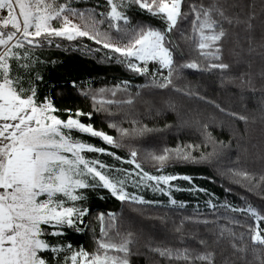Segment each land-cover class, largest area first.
I'll return each mask as SVG.
<instances>
[{
  "label": "snow or ice",
  "instance_id": "6c2138e0",
  "mask_svg": "<svg viewBox=\"0 0 264 264\" xmlns=\"http://www.w3.org/2000/svg\"><path fill=\"white\" fill-rule=\"evenodd\" d=\"M106 3L110 10L99 15L105 17L109 29H115L116 43L112 42L114 37L109 32L99 30L98 25L104 24L105 19H97L95 9L78 11L71 7L70 0H0V264H133L132 257L140 254L138 249L134 250L138 241L132 231L116 230L109 234L117 219L114 213L107 214V226H104L105 214L97 217L102 225V239L97 242L95 252L74 247L68 230L82 233L89 227L86 219L90 216L86 206L88 189H107L121 202L154 203L142 196L129 195L124 188L126 179L110 178L111 174L103 171L104 163L86 158L85 153H106L107 150L74 138V133L98 137L108 145H120L113 136L95 129L92 123L81 121L80 117L85 116L90 120L92 112L61 110L50 96L41 94L44 75L39 66L44 62L34 56L33 49L53 44L56 37L69 41L86 37L126 58L128 68L137 74H149V62L167 70L166 74L160 72L159 81L153 74L145 87H171L176 92H184L174 83V76L180 79L183 69L215 72L222 85H232L241 94L260 93L264 104V0H106ZM132 6L161 18L164 27L135 25L124 10ZM184 21L190 22L191 33L195 35L182 28ZM124 40L127 42L121 44ZM185 46L196 52V59H185ZM132 60L140 63H132ZM124 83L126 90L128 82ZM73 85L77 86L75 81ZM87 95L89 93H85ZM111 95L115 96L116 91H111ZM133 103V98L101 100L95 110L104 111V105ZM208 103L234 119L245 123L249 119L247 115L226 111L214 101ZM61 111L67 113V119L60 117ZM109 127L117 125L113 123ZM202 128L206 140L217 143L207 132L208 125ZM140 131L152 130L142 128ZM120 133L128 135L126 129H120ZM185 147L187 151L185 148L165 149L152 159L162 167L170 158L211 163L216 155L213 152L195 156L193 151L198 150L199 145ZM136 156L137 152L132 151V159L127 163L141 170L137 173L138 185L148 186V181H154L153 191L170 194L160 185L171 188L173 181L192 183L194 180L187 175H150L136 163ZM117 171L131 176L126 170ZM229 171L248 181L250 189L264 191V174ZM170 203L181 209L185 207L175 199H170ZM208 203L216 207L211 201ZM222 207L250 216L253 223L244 225L235 218L225 217L228 224L220 225L219 218L185 216L174 228L179 246L146 240L144 247L168 264L177 261L180 264H264V209L251 204L245 208L228 204ZM186 224L203 225L204 232L198 227L186 229ZM231 224L245 231L238 234L228 226Z\"/></svg>",
  "mask_w": 264,
  "mask_h": 264
},
{
  "label": "trees",
  "instance_id": "16d2710c",
  "mask_svg": "<svg viewBox=\"0 0 264 264\" xmlns=\"http://www.w3.org/2000/svg\"><path fill=\"white\" fill-rule=\"evenodd\" d=\"M70 3L71 7L78 11L88 12L95 9L94 15L97 19H105L99 13L110 10L106 0H70ZM124 10L137 26L155 29L164 27L161 18L141 12L135 6ZM98 28L101 32H109L114 37L113 40L117 41L115 29L108 28L106 19ZM182 28L192 34L189 21H184ZM53 39V44L33 49L34 56L44 62L39 66V71L44 75V81L40 85L41 94L50 96L61 110L67 108L73 112L76 110L92 112L90 120L85 116L80 117L81 121L86 124L90 122L95 129L113 136L120 146L108 145L100 138L90 137L88 134L74 133V138L114 153V155H108L107 152L86 153V158L100 160L106 165L104 171L126 179L131 194L154 202L149 205L121 202L107 189H88L86 206L90 209V216L86 219L89 227L82 233L68 230L69 240L74 247H83L90 253L95 252L97 242L102 239L100 231L102 225L97 217L105 214L104 226H107L109 223L107 214L114 213L117 219L114 222L115 227L109 229V234L116 230L132 231L138 241V244L134 245V250L138 249L140 254L132 257L133 264H168L163 258L148 251L144 243L146 240H152L158 244L179 246L174 228L180 225L185 216L198 215L201 219L209 220L219 218L217 222L220 225L228 224L225 217L235 218L244 225L253 223L250 216L231 212L222 205L245 208L247 204H251L257 209H264L262 198L264 191L250 189L248 181L234 176L229 171L246 170L255 176L264 174V104L261 103L260 93L241 94L232 85H222L218 73L193 69H183L180 79L177 80L174 76V83L184 92L191 91L196 93L195 95L176 92L171 87L168 89L145 87L153 79V74L159 81L160 72L166 74L167 70H161L159 66L151 63L148 65L149 74L140 75L128 68L126 58L120 57L110 49H104L102 45L86 37L71 41L59 37ZM180 43L183 44L182 41ZM56 44L60 47H56ZM97 49L99 51H96ZM184 51L185 59L197 58L196 52L187 46L184 47ZM120 60L125 62L120 63ZM134 62L132 60V63ZM74 81L77 86L73 85ZM124 82H128L126 90ZM101 89L106 91L101 92ZM111 91H116V95L112 96ZM137 92L140 93L139 96L135 95ZM85 93L89 95L85 96ZM201 96L205 99H200ZM128 98L134 99L132 105H104V111L95 110L98 101H121ZM208 101H214L228 112L247 115L249 119L245 123L229 117ZM59 115L62 119H67V113L61 111ZM113 123L117 125L116 128L109 127ZM204 124L208 125L207 132L217 143L206 140L202 128ZM142 128L152 131L141 133ZM120 129H126L128 135L122 136ZM188 145L200 146L198 150L193 151L195 156L213 152L216 155L211 158V163H194L170 158L162 167L152 159L153 155L163 154L165 149L174 151L177 148H185L187 151L185 146ZM132 151L137 152L136 163L150 175H187L194 180L192 183L184 180L173 181L171 188L161 184L160 187L165 188L170 194L153 191L156 183L154 181L147 182L148 186L144 183L138 185L140 176L135 173H140L141 170L137 169L135 164L127 163L132 159ZM116 156L121 159L117 160ZM117 170H126L131 176L127 177L126 172ZM193 188L196 190L193 191ZM170 199L184 203L185 207L181 209L172 205ZM209 201L216 207H210ZM228 226L238 234L245 231L235 224ZM194 227H198L201 233L204 232L203 225H185L186 229ZM176 264L180 262L177 261Z\"/></svg>",
  "mask_w": 264,
  "mask_h": 264
},
{
  "label": "rangeland",
  "instance_id": "374dc122",
  "mask_svg": "<svg viewBox=\"0 0 264 264\" xmlns=\"http://www.w3.org/2000/svg\"><path fill=\"white\" fill-rule=\"evenodd\" d=\"M72 19H73V21H74L75 23H78V21H79L77 18H72ZM54 23H56V22H54ZM78 38H80V37H77V39H78ZM75 40H76V39H75ZM112 42H113V43H116L117 41L113 40ZM120 43L123 44V42H120ZM125 43H126V42H125ZM134 61H135V60H134ZM134 63L139 64L140 62H139V61H135ZM151 63H152V64H155L154 62H149L148 65L151 64ZM148 65H147V66H148ZM156 65L159 66L158 64H156ZM85 154H86V153H85ZM85 154H84V155H85ZM103 171H104V170H103ZM104 172H105L106 174H109V173H107L106 171H104ZM135 175H137V173H135ZM138 176H139V175H138ZM112 177H115V178H117V179H122L120 176H119V177H118V176H113V175L111 174V175H110V178H112ZM148 182H149V181H148ZM131 187H132V186H131ZM124 188H125V191H126L129 195H135V194H131V193H130V191H129L130 186H129L128 184L125 183ZM135 196H137V195H135Z\"/></svg>",
  "mask_w": 264,
  "mask_h": 264
}]
</instances>
